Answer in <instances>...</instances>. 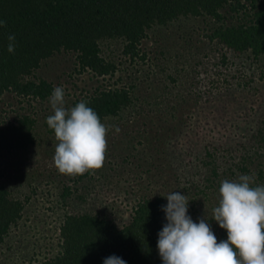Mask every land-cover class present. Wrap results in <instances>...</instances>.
<instances>
[{
	"label": "rangeland",
	"instance_id": "1",
	"mask_svg": "<svg viewBox=\"0 0 264 264\" xmlns=\"http://www.w3.org/2000/svg\"><path fill=\"white\" fill-rule=\"evenodd\" d=\"M227 9L222 10L226 21L235 23L236 15ZM208 23V18L182 17L151 28L139 46L144 60L123 57L118 41L102 43L101 55L117 67L111 76L79 72L71 53H58L42 64L35 77L51 83L53 90L62 86L66 108L100 89L125 88L133 100L117 117L103 122L114 126L105 165L82 179L62 175L54 166L57 141L44 126L54 114L50 97L41 103L12 94L0 98V122H13L21 115L36 121L34 144L0 157V183L25 203L22 219L0 246V264L54 257L59 251L58 225L65 214H98L122 225L143 196L168 195L177 186L190 184L187 193H194L195 183L204 176L195 159L203 156L204 143L215 148V157L227 166L248 150L256 122L264 114L260 79L264 65L235 59L229 52L223 64V50L208 44ZM194 122L197 127L190 125ZM185 134L187 140L180 137L181 143H167ZM186 162L198 164L190 170L193 179L185 173ZM66 187L69 195L63 201Z\"/></svg>",
	"mask_w": 264,
	"mask_h": 264
},
{
	"label": "trees",
	"instance_id": "2",
	"mask_svg": "<svg viewBox=\"0 0 264 264\" xmlns=\"http://www.w3.org/2000/svg\"><path fill=\"white\" fill-rule=\"evenodd\" d=\"M225 8L236 15L235 23L226 21L222 13ZM182 17L209 19L210 32L206 38L214 49L223 50V64L227 61L225 52H229L235 59L264 65V0H0V20L6 21V27L0 28V98L12 94L19 100L46 101L53 86L45 79L36 78L35 73L58 53L73 54L79 72L111 76L117 67L101 55L102 43L118 41L123 57L144 60L139 46L147 31ZM10 34L15 35V50L11 53ZM260 79H264V70ZM81 100L89 102L88 106L98 113L102 122L117 117L133 102L125 88L100 89ZM81 100L74 101L71 107ZM35 124L29 115H21L13 122H0V157L26 151L33 145ZM190 125L197 127L195 122ZM44 126L46 133L55 137L47 123ZM186 134L167 143H181L177 139L187 140ZM250 140L252 145L248 150L228 166L219 163L216 149L210 150L204 143L203 156L195 158L204 171L202 182L195 183L191 194L187 193L192 189L191 184L177 186L173 191L187 194L188 214L194 222L206 215L218 241L227 239V231L212 217L213 208L218 206L221 181L237 180L247 174L254 176L256 185H264V114L257 120ZM198 164H184L190 179L194 177L190 170L198 168ZM68 195L66 187L61 193L62 200ZM166 196L141 197L122 225L98 214H65L58 225L57 254L29 264H103L112 255L121 257L126 264H163L157 241L158 233L167 223L162 211V206L168 203ZM212 199L216 201L214 205L209 204ZM24 204L0 183V246L22 219ZM205 206L209 208L206 212Z\"/></svg>",
	"mask_w": 264,
	"mask_h": 264
},
{
	"label": "clouds",
	"instance_id": "3",
	"mask_svg": "<svg viewBox=\"0 0 264 264\" xmlns=\"http://www.w3.org/2000/svg\"><path fill=\"white\" fill-rule=\"evenodd\" d=\"M6 21L0 20V28ZM8 51L15 50V35L8 36ZM54 114L47 117L54 131V166L70 177L95 174L104 167L111 125L103 123L89 102L81 100L65 107V90L54 88L50 96ZM107 119V118H106ZM119 133L120 129L115 128ZM37 158V157H36ZM162 206L167 223L158 233L157 248L163 264H264V185L252 175L225 179L219 186L218 206L212 217L227 231L226 240H217L206 215L194 222L189 216L187 195L176 191L165 197ZM206 212V206H205ZM103 264H126L121 257H106Z\"/></svg>",
	"mask_w": 264,
	"mask_h": 264
}]
</instances>
